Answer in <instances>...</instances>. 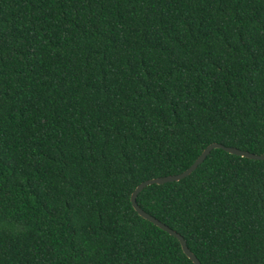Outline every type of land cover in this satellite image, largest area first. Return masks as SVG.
<instances>
[{
	"label": "trees",
	"instance_id": "trees-1",
	"mask_svg": "<svg viewBox=\"0 0 264 264\" xmlns=\"http://www.w3.org/2000/svg\"><path fill=\"white\" fill-rule=\"evenodd\" d=\"M211 143L264 154V0H0V264H194L131 193ZM136 201L201 264H264V160Z\"/></svg>",
	"mask_w": 264,
	"mask_h": 264
},
{
	"label": "water",
	"instance_id": "water-1",
	"mask_svg": "<svg viewBox=\"0 0 264 264\" xmlns=\"http://www.w3.org/2000/svg\"><path fill=\"white\" fill-rule=\"evenodd\" d=\"M222 149L230 154L245 157L252 160H264V154H255L248 151H244L235 147H229L225 146L219 143H211L209 144L202 153L197 157V159L193 162V164L184 172L177 174V175H170L165 177H154L147 180H144L140 182L133 192L131 193V202L134 207V209L141 215L142 217L148 219L149 221L156 224L157 227L162 229L163 231L167 232L169 235L175 237L180 242L181 248L183 253L194 263V264H201L199 259L192 253V251L188 248L186 240L182 235L177 233L175 230L171 229L164 223L160 222L158 219H156L155 216L145 211L136 201L137 194L141 191L142 188H144L146 185L151 183H158V184H164L167 182H174L179 181L183 179L184 177L188 176L199 164H201L204 159L207 157V155L210 153L212 149Z\"/></svg>",
	"mask_w": 264,
	"mask_h": 264
}]
</instances>
